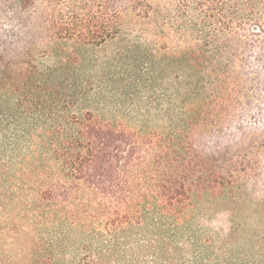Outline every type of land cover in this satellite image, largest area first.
<instances>
[{
  "label": "trees",
  "instance_id": "trees-1",
  "mask_svg": "<svg viewBox=\"0 0 264 264\" xmlns=\"http://www.w3.org/2000/svg\"><path fill=\"white\" fill-rule=\"evenodd\" d=\"M174 1L194 42L138 130L92 99L86 52L166 0H0V264H264V101L247 94L264 51L246 38L264 0ZM214 203L224 236L198 220Z\"/></svg>",
  "mask_w": 264,
  "mask_h": 264
},
{
  "label": "rangeland",
  "instance_id": "rangeland-1",
  "mask_svg": "<svg viewBox=\"0 0 264 264\" xmlns=\"http://www.w3.org/2000/svg\"><path fill=\"white\" fill-rule=\"evenodd\" d=\"M174 4V0H166L163 4L165 7L155 12L156 15L150 24L145 23L141 26H136L135 23L142 21L128 13L125 30L119 37L101 47L88 48L86 52V58L98 64L90 69L95 83L92 99L96 97L103 106L111 104L113 111L119 115L121 120L119 123L125 124L128 128L143 129L147 123L144 119L147 113L151 115L146 119L149 120L148 125L151 129L157 128L154 108L158 98L162 99L164 94L169 75L167 68L171 62L170 55H180L185 46L194 42V37L182 38L179 28L189 29L186 25L188 20L181 16V12L179 13ZM168 16L172 24L163 27L162 22H169L164 21ZM258 17V20H255V17L252 20L246 37L249 42H254L256 53L264 51V33L261 37L251 36L252 32L258 31L257 25L264 29V16ZM69 46L72 48L71 45ZM221 49H223L221 53L223 60L230 63V39L228 46ZM252 63L255 66L254 77L258 78L260 73L264 74V60L260 63L257 61ZM256 84L253 83L254 88L247 94L255 99L257 108L260 109L259 104L264 101V88L259 89ZM89 108L87 102L80 107L82 110ZM260 158L261 179L264 180V150ZM208 212V216L200 217L198 220L207 228L221 233L222 236L227 234L230 230V204L214 203Z\"/></svg>",
  "mask_w": 264,
  "mask_h": 264
}]
</instances>
